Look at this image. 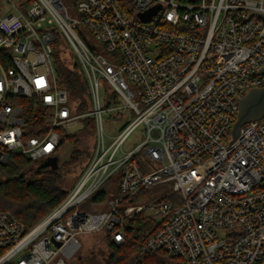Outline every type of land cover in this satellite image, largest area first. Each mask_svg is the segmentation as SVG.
Masks as SVG:
<instances>
[{
    "label": "built area",
    "instance_id": "1",
    "mask_svg": "<svg viewBox=\"0 0 264 264\" xmlns=\"http://www.w3.org/2000/svg\"><path fill=\"white\" fill-rule=\"evenodd\" d=\"M261 16L264 0H0V164L58 157L61 131L95 125L55 210L30 230L0 213V264H81L90 235L137 246L133 264H264V116L232 135L239 102L264 88ZM58 38L82 67L86 112L60 85ZM19 98L42 111L35 135ZM105 114L119 134H105Z\"/></svg>",
    "mask_w": 264,
    "mask_h": 264
},
{
    "label": "trees",
    "instance_id": "2",
    "mask_svg": "<svg viewBox=\"0 0 264 264\" xmlns=\"http://www.w3.org/2000/svg\"><path fill=\"white\" fill-rule=\"evenodd\" d=\"M54 58L60 85L69 92L78 112L88 111L90 94L80 63L77 59L69 63L58 45ZM17 102L22 105L26 114L27 134L35 135L31 127L41 126L44 121L38 102L26 98H19ZM81 136L94 139L95 125L92 118L84 120L81 130L77 133L61 131L60 148L68 140L73 141L76 147L70 160L63 165L59 164L57 170L39 168V164L22 155H12L6 164H0V213L11 214L30 230L55 210L65 200L70 190L62 187L64 175L69 172V167L82 157L77 145ZM92 147L85 155L86 161L78 176L92 155ZM106 194L107 186H104L92 196L91 201H104ZM129 229L131 230V227ZM107 245L110 255L107 256L106 264H133L137 246L134 244L116 246L110 241ZM80 263L84 264L81 259Z\"/></svg>",
    "mask_w": 264,
    "mask_h": 264
},
{
    "label": "rangeland",
    "instance_id": "3",
    "mask_svg": "<svg viewBox=\"0 0 264 264\" xmlns=\"http://www.w3.org/2000/svg\"><path fill=\"white\" fill-rule=\"evenodd\" d=\"M70 2H67V5H69ZM57 45L62 48V50L65 53V57L69 63H73L74 60H76L75 55L72 53V50L67 45V43L62 39L56 40ZM98 52L102 53L104 57H106L109 61H114L112 55L110 53H107L103 50L102 47L97 46ZM130 86L132 89H136L137 87L130 83ZM105 86L102 84V91H104ZM127 114L124 115V119H126ZM124 126L123 120H119L116 118H111L109 114H105L104 116V132L107 136H115L119 134L120 130ZM143 128H139L137 131H135L132 136L128 139L124 146V150L132 149L134 146H137L142 142V136L140 132ZM81 130V126H75L73 127L69 132L71 133H77ZM67 132V133H69ZM78 149L80 152H82V157L79 159L73 166L69 167V172L64 175V183L62 184V187L66 190L71 189L76 181V178L78 174L80 173V170L82 166L84 165L86 158L85 155L89 153V150L92 147V143L94 139L88 138V136H81L78 138ZM75 144L73 141H66L63 146L59 149L58 152V158H59V164L63 165L65 162L70 160L72 153L75 149ZM49 168V167H48ZM118 186L117 178H114L113 182V192L112 194L108 196V200H111L116 195V188ZM90 200L84 203L83 206L80 208H83L85 210H89L91 212H94L96 208H91ZM97 210H105V207L97 208ZM106 250V252H105ZM110 255V251L108 249V245L104 243L103 236L101 235H90L84 240V246L80 253L78 254L77 261H83L84 264H102L106 262L107 256ZM73 264V263H72Z\"/></svg>",
    "mask_w": 264,
    "mask_h": 264
},
{
    "label": "water",
    "instance_id": "4",
    "mask_svg": "<svg viewBox=\"0 0 264 264\" xmlns=\"http://www.w3.org/2000/svg\"><path fill=\"white\" fill-rule=\"evenodd\" d=\"M264 19V16H261ZM264 74V70H262ZM264 116V88L251 90L244 99L239 102V113L237 121L233 126L232 135L236 139L240 129L247 123L260 120ZM51 168L57 170L59 168V158H49L39 164V168ZM60 245V243H57Z\"/></svg>",
    "mask_w": 264,
    "mask_h": 264
}]
</instances>
